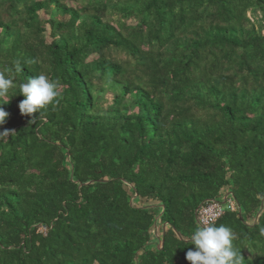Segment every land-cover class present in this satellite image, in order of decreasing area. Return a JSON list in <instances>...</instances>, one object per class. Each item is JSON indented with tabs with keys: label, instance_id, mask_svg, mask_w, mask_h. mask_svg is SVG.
I'll use <instances>...</instances> for the list:
<instances>
[{
	"label": "trees",
	"instance_id": "1",
	"mask_svg": "<svg viewBox=\"0 0 264 264\" xmlns=\"http://www.w3.org/2000/svg\"><path fill=\"white\" fill-rule=\"evenodd\" d=\"M5 69L0 264H190L226 198L264 264V0H0ZM40 73L62 95L32 123Z\"/></svg>",
	"mask_w": 264,
	"mask_h": 264
},
{
	"label": "clouds",
	"instance_id": "2",
	"mask_svg": "<svg viewBox=\"0 0 264 264\" xmlns=\"http://www.w3.org/2000/svg\"><path fill=\"white\" fill-rule=\"evenodd\" d=\"M13 63L15 72L23 71L20 61ZM14 87L13 72L8 69L0 71V100L8 96L10 89ZM60 88V83L50 80L45 73L34 75L28 78L27 82L20 83L19 95L24 97L18 105L21 115L32 116L31 122L35 123L33 114H42V110L49 105L55 107L59 103L62 95ZM8 115L9 113L0 107V125L4 124ZM234 239L235 236L230 227L202 220L191 233V243L195 248L187 251L186 260L190 264H242V257L237 254L233 245Z\"/></svg>",
	"mask_w": 264,
	"mask_h": 264
},
{
	"label": "built area",
	"instance_id": "3",
	"mask_svg": "<svg viewBox=\"0 0 264 264\" xmlns=\"http://www.w3.org/2000/svg\"><path fill=\"white\" fill-rule=\"evenodd\" d=\"M236 210V205L233 200L226 198L223 203L210 202L205 206L199 208L196 212V220L199 224L202 220H209L216 222L221 218L226 211L234 212ZM44 232V230H42Z\"/></svg>",
	"mask_w": 264,
	"mask_h": 264
},
{
	"label": "rangeland",
	"instance_id": "4",
	"mask_svg": "<svg viewBox=\"0 0 264 264\" xmlns=\"http://www.w3.org/2000/svg\"><path fill=\"white\" fill-rule=\"evenodd\" d=\"M42 231V230H41ZM43 232V231H42Z\"/></svg>",
	"mask_w": 264,
	"mask_h": 264
}]
</instances>
